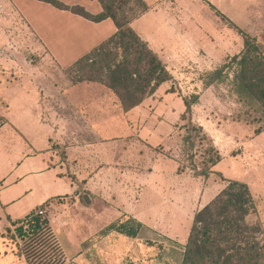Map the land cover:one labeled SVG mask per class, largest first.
<instances>
[{
	"label": "rangeland",
	"instance_id": "374dc122",
	"mask_svg": "<svg viewBox=\"0 0 264 264\" xmlns=\"http://www.w3.org/2000/svg\"><path fill=\"white\" fill-rule=\"evenodd\" d=\"M58 1L66 8L42 0H0V137L31 146L40 155L32 157L34 163L44 157L57 166L55 171L70 147L75 157L92 145L114 143L121 149L115 162L92 163L93 155L85 151L90 175L78 177L83 181L72 196L55 201L72 205L74 196L79 201L52 212L64 264H180L195 213L231 180L248 185L255 210L246 220L259 224L264 238V130L256 134L259 124L242 118L247 106L233 89L231 63L247 37L264 53V0ZM73 6L92 14L107 8L126 19L170 78L138 105L125 108L105 86L102 64L78 61L112 36L116 25L87 20L69 9ZM112 104L120 114L133 111L124 116L122 132H105L101 126L95 131L96 119L113 112ZM190 122L203 128L221 155L207 176L197 173L207 141L201 135L192 146L186 141ZM10 150L0 151L3 232L6 216L20 217L72 190L67 172V178L51 180L47 188L26 193L22 202L4 209L3 202L25 191L14 183ZM110 166L138 170L139 175L132 181L122 176L107 194L103 169ZM53 171L45 174L52 177ZM91 177L88 190L85 183ZM132 216L143 223L136 238L108 229L110 222ZM21 258L14 242L0 237V264H29Z\"/></svg>",
	"mask_w": 264,
	"mask_h": 264
},
{
	"label": "trees",
	"instance_id": "16d2710c",
	"mask_svg": "<svg viewBox=\"0 0 264 264\" xmlns=\"http://www.w3.org/2000/svg\"><path fill=\"white\" fill-rule=\"evenodd\" d=\"M42 1L60 9L66 8L58 0ZM69 9L93 22L107 18L114 21V34L78 61L102 64L107 76L105 86L117 94L125 108L138 105L146 94H152L170 78L161 60L126 19L117 18L107 8L97 14L80 6ZM231 63L235 68L233 89L247 106L242 118L257 122L259 126L255 133L258 134L264 130V53L247 37L243 51L235 55ZM118 88L124 93H119ZM185 106L186 113H190V104L185 103ZM253 112H260V115ZM198 135L207 141V147L197 173L207 176L221 160V155L203 128L190 122L186 141L192 146ZM60 199L57 196L47 200L22 218L8 217L9 224L0 233L1 238L14 242L29 264H64L65 253L47 217L51 203L60 202ZM39 209L43 210V215L37 214ZM254 210L255 203L248 185L238 180L229 181L195 213L180 264H264L263 230L259 224H250L246 220ZM142 227L143 223L134 217L108 225L109 230L130 238H136Z\"/></svg>",
	"mask_w": 264,
	"mask_h": 264
},
{
	"label": "crops",
	"instance_id": "0c3cea01",
	"mask_svg": "<svg viewBox=\"0 0 264 264\" xmlns=\"http://www.w3.org/2000/svg\"><path fill=\"white\" fill-rule=\"evenodd\" d=\"M106 20H112L110 18L105 19L103 21ZM102 21V22H103ZM113 21V20H112ZM114 22V21H113ZM115 24V23H114ZM111 26V25H110ZM108 96V94H107ZM113 106V104H112ZM113 108V112H107V113H103L99 118L96 119V125L94 127V130L98 132V130L100 131V129H98L100 126L101 127H105L107 129H105L106 131H109L110 133L113 132H117V133H121L122 132V128H123V124L122 122L125 120L124 116H126L129 113H132L133 111H128L125 112L124 114H120L119 112H117L116 107H112ZM111 130V131H110ZM100 133V132H99ZM0 140L3 142V144H0V151H4L6 148L11 149L10 153L12 154L11 160V167H12V172H14L15 174V185L16 184H22L25 187V191L24 194H22L21 196H18L17 198H11V200L9 202H3L2 204L5 205L4 209L9 210V208L11 206H16L17 204H19L20 202L23 201L24 198L27 197V194L32 195V193L37 190L40 187H44L47 188V182L49 181H58L60 180L62 177H66L65 175L67 172H69V175L71 176V187L72 190L69 193L66 194H57L54 195L52 197H49L48 199H46L44 202H46L47 200L53 199L57 196H60L61 199L62 198H67V196H72V194L74 192L77 191V188L79 187L78 182H81V180L78 178L79 176L85 174L87 171L85 169L90 168L89 163L87 162V160H89L88 158L84 159L83 156L84 152L86 151L87 155L86 156H91L93 155L91 158V162L92 163H96L95 161H106V160H113L114 162L117 161V158L121 155V149H119L116 146H113L114 143L109 144V146H102L100 147V145H92V147H89L87 149H85V151L82 149L80 151V155L78 157H75L74 154H76V152H74L73 147H70L67 149V154H68V158L67 160H65V162L60 163V165H58L59 170L55 171L56 167L51 166L49 163H47L46 159L44 157L41 158V160H38V158L40 157V155H36L33 153L32 147L31 146H25V145H21V143H19V139L17 138H1ZM19 143V144H18ZM15 145H18V148L15 147ZM90 150H93L91 153ZM95 150V153H94ZM38 157L37 158V163H34V160L32 157ZM42 156V155H41ZM78 160L77 162L75 160ZM84 159V160H82ZM72 160V161H71ZM32 162V163H29ZM86 164V165H85ZM55 172H54V171ZM130 170L128 168L124 169V168H118L116 166H110L109 168H105L103 169V171L107 172V175L104 179L103 182V190L104 192H107L108 194V189L111 188L110 185L111 183H116L117 179H121L122 176L123 177H127L129 176V178H133V177H137V175H139L138 170ZM47 171H53V175L52 177L46 175L45 173ZM102 170H100L99 172H94L93 176H99ZM88 173V172H87ZM105 174V173H104ZM88 175H90V173H88ZM118 176V177H117ZM132 178L130 181H132ZM95 179V178H93ZM89 178L87 179L86 183H85V187L88 190H91V185L92 182H94V180ZM77 181V182H76ZM83 181V180H82ZM37 182L39 184H37ZM2 183V181H0V184ZM15 189V188H14ZM1 192V190H0ZM75 198V202L71 205L69 204L67 201L63 203H57V202H52L51 203V209L47 212V217L49 219V222L51 224V219H52V212L53 210L58 207L63 205L64 207L70 208V207H74L75 205L79 204L78 198L76 196H74ZM44 202L34 206L30 211L28 212H23L22 215L20 217H11V216H6V225L5 227L9 224V220L8 217H10L11 219H16V218H22L24 217L26 214H28L29 212H31L33 209H35L37 206L43 204ZM22 209V208H21ZM20 209V210H21ZM133 217V216H132ZM138 221L142 222L141 220L137 219ZM112 222H110L109 224H111ZM5 227L3 229H5ZM0 233H3L2 230H0ZM13 256V255H11ZM22 262L25 261L24 257L21 258Z\"/></svg>",
	"mask_w": 264,
	"mask_h": 264
},
{
	"label": "built area",
	"instance_id": "2783aa9c",
	"mask_svg": "<svg viewBox=\"0 0 264 264\" xmlns=\"http://www.w3.org/2000/svg\"><path fill=\"white\" fill-rule=\"evenodd\" d=\"M37 214H39V215H43L44 212H43V210L39 209V210H37Z\"/></svg>",
	"mask_w": 264,
	"mask_h": 264
}]
</instances>
